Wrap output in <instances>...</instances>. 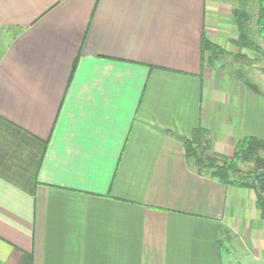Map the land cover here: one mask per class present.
<instances>
[{
	"label": "crops",
	"instance_id": "crops-1",
	"mask_svg": "<svg viewBox=\"0 0 264 264\" xmlns=\"http://www.w3.org/2000/svg\"><path fill=\"white\" fill-rule=\"evenodd\" d=\"M236 0H0V264H232L264 257L253 189L199 174L202 128L231 158L264 98L208 67L239 49Z\"/></svg>",
	"mask_w": 264,
	"mask_h": 264
},
{
	"label": "trees",
	"instance_id": "trees-1",
	"mask_svg": "<svg viewBox=\"0 0 264 264\" xmlns=\"http://www.w3.org/2000/svg\"><path fill=\"white\" fill-rule=\"evenodd\" d=\"M258 33L264 35V0H258ZM248 0H236L233 9L234 22L238 29V38L234 44L239 49L259 50L250 35L249 27L253 15L247 10ZM203 60L208 67H216L224 55H233L208 40L202 42ZM246 60L244 55L236 53L234 59ZM242 78V77H240ZM244 80V79H243ZM244 84L253 92H260L244 80ZM208 132L199 128L189 140H184L186 156L192 161L199 174H206L227 186H237L253 189L256 193V205L264 220V140L248 137L235 146L233 158L215 153L211 148ZM239 162H248L254 165L253 170L243 172L238 169Z\"/></svg>",
	"mask_w": 264,
	"mask_h": 264
},
{
	"label": "rangeland",
	"instance_id": "rangeland-1",
	"mask_svg": "<svg viewBox=\"0 0 264 264\" xmlns=\"http://www.w3.org/2000/svg\"><path fill=\"white\" fill-rule=\"evenodd\" d=\"M257 1L258 0H248L247 10H249V12L253 15V19L251 20L249 25V27L252 29L250 37L254 41H256V44L260 49H235V51L230 50L229 53H232L233 55L222 56L216 68L223 74L230 76L232 79H235L242 84H244V80L249 82L250 85L256 87L260 94L253 92L250 88L247 87L248 90L260 96L261 98H264V35L261 36L258 33ZM236 53H241V55H244L246 57V60H242V58L234 59ZM262 156L264 157V153L262 154ZM237 167L243 172H249L253 170L254 165L248 162H239ZM232 264H264V257H261L257 261H254V259H252L249 255H238V257L234 258Z\"/></svg>",
	"mask_w": 264,
	"mask_h": 264
}]
</instances>
